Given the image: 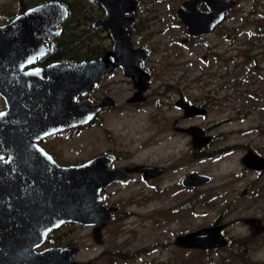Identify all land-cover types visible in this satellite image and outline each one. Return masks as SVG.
<instances>
[{
    "label": "rangeland",
    "instance_id": "obj_1",
    "mask_svg": "<svg viewBox=\"0 0 264 264\" xmlns=\"http://www.w3.org/2000/svg\"><path fill=\"white\" fill-rule=\"evenodd\" d=\"M233 1L235 5L229 10L226 22L215 34L183 45L178 42L183 37L180 26L168 15L158 14L160 19L150 23V38L144 43L152 50L144 63L153 70L149 95L169 84L190 88L185 90L184 96L195 101L209 90L220 88L219 93L212 96L215 106L208 109L205 117L180 122L177 126L198 123L214 137L205 151L227 147L225 154L210 155L194 163L185 160L191 152L189 139L175 133L172 126L179 112L171 108L163 113L166 106L155 107L154 98L140 106H126L131 86L119 73L103 80L89 96L98 103L106 93L115 100L116 107L100 113L87 127L56 137L44 146L53 151L60 162L71 164L108 153L117 154V164L123 166H163L173 159L178 160L175 167L156 181L129 175L123 184L104 189L101 192L103 204L116 207L117 211L102 228L100 245L93 243L91 228L76 225L68 228L71 244L78 249L74 261L90 264H241L233 249L237 243H243V236L250 234L236 218L251 216L264 224V173L259 176L240 164L245 149L264 157V0ZM65 4L76 14L71 20V41L85 37L84 46L96 47V52L101 53L107 50L110 42L105 32L90 27L101 14L98 7L90 0H66ZM85 5L90 6V10L85 8L84 11ZM166 5L163 0L159 4L163 9ZM138 41L136 35L132 39L133 46ZM82 52H86L85 47ZM156 115L160 116L154 123L151 119ZM160 120L165 123L159 124ZM220 120H227V123L212 125ZM192 172L210 176L211 181L194 190L199 197L190 211L186 198L191 192L177 193L179 188L175 185ZM165 188L173 189L165 192ZM258 188L262 190L257 191ZM229 200L234 203H230V211L222 218V223L231 225L225 231L227 246L231 249L202 252L174 247L175 236L209 227L221 209H227ZM167 206L165 213L163 209ZM254 239L250 245L257 248L263 259L264 233ZM228 258L231 260L225 261Z\"/></svg>",
    "mask_w": 264,
    "mask_h": 264
},
{
    "label": "water",
    "instance_id": "obj_2",
    "mask_svg": "<svg viewBox=\"0 0 264 264\" xmlns=\"http://www.w3.org/2000/svg\"><path fill=\"white\" fill-rule=\"evenodd\" d=\"M92 1L103 10L104 16L91 27L106 30L111 40L110 49L94 60L54 65L55 73L61 74V78L52 77L45 82L40 81V85L34 90L22 89L20 83L13 84L7 94L9 111L0 115V151L22 152L25 155L31 152L33 158L46 157L50 163L45 172H0V184H9L8 189L0 185V194L9 193L3 195V198L35 200L26 207L42 209L32 213L34 217L30 222L6 220L3 223L6 226L0 229V264H81L71 260L77 252L74 246L47 249L39 253L35 252L34 248L43 241L47 230L67 222L93 227L92 238L96 244H100V232L116 211L114 207L102 205L101 190L122 181L124 174H140L144 180L162 174L160 168L143 165L110 169L111 159L104 156H97L78 166L60 167L36 145L38 139L84 126L98 113L112 107L114 102L107 97L95 106H89L85 102L77 103L75 99L91 91L99 80L117 68L126 78L133 79L134 74H138L139 83L135 84L137 92L130 101H138L137 95L147 90V73L141 70V61L146 59L147 55L143 50L131 47L129 38L133 20L130 17L125 18L135 12L137 4L133 0ZM198 2L205 3L210 15L203 16L195 11ZM234 4V1L223 0L188 1L183 4V8L189 9V14L179 13L177 18L184 25L187 34L197 36L209 32ZM31 13L49 15L51 19L47 23L50 27L59 23L65 16L64 8L56 3L40 5ZM3 81L4 79L0 78V96L5 95L2 92ZM177 105L185 113L192 112L188 113L189 116L205 112L189 107L186 103ZM176 131L189 135L193 148H201L210 140V137L204 136L203 132L195 127L178 128ZM240 164L249 170L260 171L264 169V158L248 150L241 157ZM32 167L37 170V166ZM209 182L210 177L202 174H189L181 179L183 187L202 186ZM16 184H30L32 187L21 189ZM21 193L26 195L21 196ZM254 222L256 221H249L256 228V225L252 224ZM42 224L45 226L42 227ZM31 225L37 226V229H29ZM225 227H205L177 235L173 245L182 250L211 251L224 248L227 245V240L222 234ZM261 231L262 227L256 228L257 233Z\"/></svg>",
    "mask_w": 264,
    "mask_h": 264
},
{
    "label": "flooded vegetation",
    "instance_id": "obj_3",
    "mask_svg": "<svg viewBox=\"0 0 264 264\" xmlns=\"http://www.w3.org/2000/svg\"><path fill=\"white\" fill-rule=\"evenodd\" d=\"M133 1L137 4L135 12L133 14L126 15L125 18L130 17L133 20L132 26H131V35L129 38L131 47L133 49H141L147 55L146 59L141 61V70L147 73V82H146L147 90L144 91L141 95H137L138 101H134V102L130 101L135 96V93L137 92L135 84L139 83L138 74H134L133 79L126 78L122 74L121 70L117 68L113 72H111L108 75H105L101 80H99L94 85V88L91 91H89L83 96L76 97L75 102L77 103L85 102L89 106H95L99 104L103 100L104 97H107L113 100L114 105L110 108L104 109L103 111L116 107L115 100L109 97L108 95H106V93H103L98 103L94 102L93 99H91L89 96H90V93H92L94 90H96L99 87V84L103 80H105L107 77L111 75H115L119 73L122 75L124 80L128 82L129 85L131 86L130 95L125 99L124 104L126 106H129V107L140 106V105L145 104L147 101H149V99L154 98L155 101L154 100L153 101H154L155 107H160V105L161 107L162 105L166 106L165 109L162 110L163 113H165L171 108H174L175 110L179 112L178 116L173 118L172 126H173V131L175 133L179 135H184L189 139L191 152H190V155L187 156L185 160L191 163H194V162L201 161L210 155L222 156L220 154H216V152L220 153L219 151H222L224 149L227 150L228 149L227 147H222L220 149L213 150L211 152L205 151V149L208 148V146L212 144V142H214V137H211L210 135H208L207 129L200 128L198 123L187 124L185 125V127L177 126L178 124L180 125V122H189V121L195 120L198 117H205L208 113V109L211 108L212 106H215V101L212 98V96H214V94L216 93H219L220 88L209 90L207 93H204L201 97H199L195 101H192L184 96L185 90L190 89V88L171 86L169 84H166L163 87H159L157 90L151 93V95H149L150 90H151L150 82L153 78V72H152L153 70L151 68L149 69L145 67L144 63H146L149 60L150 54H152V50L147 49L144 43H146L147 40H149L150 38V31H149L148 26L150 25L152 21L160 19V16H158V14L168 15L170 18H172V21H174L176 25L180 26L183 37L180 38L178 42L183 45H188L191 42V40H195V39L199 40L208 35L210 36L212 34H215V31L220 29L221 26L226 22V16L229 10L232 9L234 6L229 8L223 14L221 21L217 25H215L209 32L203 33L197 36H191L187 34L184 25L178 20L177 15L179 13H180L179 15L189 14V9L183 8V4L188 1H194V0H182L180 2L178 0L177 3L173 2V0H163L165 2V5L167 4L164 9L161 8V6H159L162 0H133ZM223 1L228 2V1H233V0H223ZM65 2L66 0H0V46H1L0 47V78L4 79L3 84H2L3 85L2 92L3 94H5L4 96H0V115L4 113H8L9 111V103H8L7 94L8 92L11 91L10 87H12L13 84L20 83L22 89H26V90L33 89L34 90L37 86L40 85L39 84L40 81L45 82L47 79H51L52 77L61 78L60 77L61 74L55 73V68L53 67L54 65L62 64V63L69 64V63L86 62V61L94 60V59L101 57L106 51L110 49L111 40L106 30L102 28H95V29L101 30V32H105V37L110 42L109 48L107 50H104L101 56L92 58V57L85 55L83 60L72 62L71 60L72 41L70 38L71 37L70 31L73 28L71 25L72 18L69 14V10L67 9ZM90 2L95 4L101 12L97 20H95L94 22H91L90 24V27H91L93 23L103 18L104 14H103V10L99 7L98 4L94 3L92 0H90ZM49 3H56L62 6L65 10L64 18L59 23H57L56 25H53L52 27H50L49 24L47 23V21L51 19L49 15H39V14L31 13V11L34 12V9L36 7L43 5V4H49ZM85 8H86V5L83 8L84 11H86ZM195 11L198 14L203 15V16L210 15V10L207 8L204 2H198L195 6ZM136 35L139 36V41L137 45L133 46L132 39ZM82 47H85V51H87L86 46L82 45ZM183 103H186L189 107H195L198 109H202L205 112L203 114L189 116V114H192V112L185 113V111L182 108H180L179 105H177V104H183ZM103 111H101L100 113H102ZM100 113L94 116L88 122V124L74 128V129L63 130L58 133L40 138L36 141V145L43 150L45 155H47L55 165L60 166V167L78 166L83 163H86L87 161L97 156H104V157L110 158L111 159L110 169L131 168L133 166H142V165H126V166L118 165L117 164L118 156L115 153L97 155L91 159L80 162L78 164L65 163V162H60L57 159V156L53 151L48 150L46 147H44L48 141H51L56 137L64 136L66 134L72 133L73 131H77V130L87 127L91 122H93L96 119V117ZM159 116L160 115H156L155 118L151 119V121L154 123L155 122L157 123ZM224 122L227 123V120H220L219 123L214 122V124L212 125L213 126L221 125V124H224ZM161 123L164 124L165 120L163 121L160 120L159 124ZM190 127H195V128L200 129L203 132L204 136L210 137L209 142L201 148H193L191 146V137L185 133L176 131V129L178 128H190ZM151 136L153 137V135ZM247 151L248 150L245 149V153L243 154V156L247 153ZM30 153L31 152L25 155V154H22V152L15 153L11 151H0V172L2 174L8 173L11 171H14L16 173H23V174L25 173L29 174L30 172H34V171L45 172L46 169L49 168V163H50L49 160L46 159V157H43V158L39 157L37 159L33 158L34 155ZM253 153L259 156L255 152ZM199 155H202V156L199 157ZM259 157H262V156H259ZM177 163H178V160L173 159L171 162H168L167 164H163V166L143 165V166L160 168L162 170V174L159 177L149 179V180H144L140 174L128 173V174L123 175L122 181L115 182L111 185L123 184L124 182H126L127 177L129 175H138L140 179L144 181L153 182V181H156L158 178L162 177L163 175H165L172 167H175ZM33 165L37 166L36 167L37 170H35L34 167H32ZM243 168L247 171L254 172L258 175L259 174L261 175L264 173V169L260 171H253V170H249L245 168L244 166ZM192 173L194 174L197 172H192ZM192 173H189V174H192ZM181 179L178 182H176V185H175L176 187L179 188L177 193L179 192L181 193L185 190L191 192V196L186 198V207L188 210L193 211V205L194 203L197 202L198 200L197 198L199 197L198 194L194 192V190L198 189L199 187H203L205 185L196 186V187H183L181 185ZM210 181H211V178H210ZM0 185L5 186L4 189L9 188V184L1 183ZM16 185L18 188H21V189H26V188L30 189L32 187L30 184H16ZM173 188H165L164 190L165 192H167L168 190H171ZM103 190H101V192ZM261 190H262L261 188L257 189V191H261ZM101 192H100V197H101L102 205L104 207H109L103 204ZM244 194H245V190L243 191V195ZM3 195H9V193L0 194V205H1L0 206V221L2 222V224L0 225V229H3L6 226L3 224L4 222H6V220L30 222L32 220V217H34V214L32 213L34 211L42 210L38 207H26V205L31 204L35 200H30L26 198L24 199H5L3 198ZM20 195L22 196L26 194L21 193ZM230 203L233 204L234 202L232 200H229L228 205L225 206L227 207V209H221L220 214L217 216L215 220L212 221V224L209 226V227H212V226L225 225L226 227L223 229L222 234L227 240V244H228V239L225 236V231L228 230V228L231 225L223 224L222 218L225 215H227V213L230 211V207H231ZM14 206H18V207L14 208ZM114 208L117 211V208L116 207ZM163 211L166 213L168 211V206L165 209H163ZM7 213H16V215H7ZM114 214H112V216ZM236 219L238 222L241 221L243 225L248 228V231L250 234L249 237L243 236V247L236 246L233 249L236 251V255H238V258L241 260V264H264V258L262 259V257H259L260 252L257 251V248L252 247L250 245L253 242H255L254 238L258 239L260 235L264 233V224H261L259 219L251 217V216H246V217L243 216V219L242 218H236ZM250 220L256 221L252 224L256 225V228L262 227L263 231L257 233L255 226H252L251 223H249ZM71 225H76V224L67 222V223L60 225L57 228L47 230L43 237V241L37 247L34 248V251L39 253L47 249L72 247L73 245L71 244V238H70L71 235L68 229ZM44 226L45 224H42V227ZM76 226H79V225H76ZM82 227L91 228V232H90L91 239L93 243L96 244L92 238L93 227H90V226H82ZM31 228L37 229V226L31 225L29 226V229ZM100 235H101V232H100ZM3 236L1 235V237ZM100 242H102L101 238H100ZM100 244H96V245H100ZM226 246L224 248H229L228 246L227 247ZM224 248L214 249L209 252L221 250ZM229 249H231V247ZM202 252H208V250H204ZM76 254L77 252L75 253V255ZM75 255L71 257L72 261H74L73 259ZM230 260L231 258H228L225 261H230ZM78 263H81V262H78ZM81 264H90V263L86 262V263H81Z\"/></svg>",
    "mask_w": 264,
    "mask_h": 264
},
{
    "label": "trees",
    "instance_id": "obj_4",
    "mask_svg": "<svg viewBox=\"0 0 264 264\" xmlns=\"http://www.w3.org/2000/svg\"><path fill=\"white\" fill-rule=\"evenodd\" d=\"M66 7L67 9L69 10V14L72 18V21L75 19L74 15L76 14H73L72 11H71V7L69 5L66 4ZM86 9H89L90 10V6H86ZM99 9V8H98ZM88 20H91L90 18H88ZM77 21V19H76ZM84 38L85 37H79L77 39V41H72V46H71V60L72 62H77V61H81L84 59V55L86 54H91V55H94V56H101V52H96V47H86L87 48V51L86 52H82V45L84 43ZM87 41H90V38H87ZM88 46V45H87ZM226 149L222 150V151H219L220 153H217L216 154H220V155H223L227 152V150L225 151ZM202 156V155H199V157ZM236 244V243H235ZM236 245H238L239 247L243 246V243H237ZM122 258H125V256H120Z\"/></svg>",
    "mask_w": 264,
    "mask_h": 264
}]
</instances>
